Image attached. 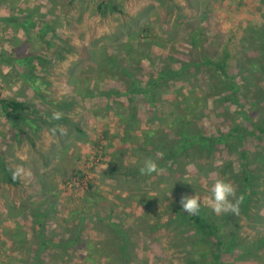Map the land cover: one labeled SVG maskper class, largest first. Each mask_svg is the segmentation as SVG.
Wrapping results in <instances>:
<instances>
[{
    "label": "rangeland",
    "instance_id": "1",
    "mask_svg": "<svg viewBox=\"0 0 264 264\" xmlns=\"http://www.w3.org/2000/svg\"><path fill=\"white\" fill-rule=\"evenodd\" d=\"M101 1L0 0V95L37 112L27 115L37 129L17 133L0 110L3 164L31 172L17 184L0 176V264H189V239L166 213L184 195L205 196L217 177L237 195L243 184L239 147L207 138L242 126L251 178L264 174L255 127L264 126V0H113L116 12ZM194 30L209 56L231 54L228 71L246 98L240 114L231 91L196 63ZM120 52L119 66L100 68ZM24 56L42 62L14 60ZM188 129L200 145L158 155ZM147 158L158 171L135 173ZM263 190L238 215L202 205L236 239L224 264H264ZM240 241L255 245L244 254Z\"/></svg>",
    "mask_w": 264,
    "mask_h": 264
},
{
    "label": "trees",
    "instance_id": "2",
    "mask_svg": "<svg viewBox=\"0 0 264 264\" xmlns=\"http://www.w3.org/2000/svg\"><path fill=\"white\" fill-rule=\"evenodd\" d=\"M99 8L101 10H110L115 11L117 10L116 5L113 3V0H102L100 2ZM109 8V9H108ZM24 28H26V25L21 23ZM193 46L195 47V56L197 57L196 63H198L199 66H204L210 71L212 74V86L217 87L221 84L220 88H224L223 90L231 91L233 100L232 103L236 104L237 107H239L236 112L240 114V106L243 104L244 101H246V98H243V96L239 95V86L236 84L234 76L231 74V72L228 71V65L231 54L227 49L223 51L222 54H219L217 56H209L208 53L204 49H202L201 42L199 41V33H196L194 30L191 33ZM2 57V55H0ZM122 54L121 52L118 54H109L104 55V59L100 62V68L106 69L107 66H119L121 64L122 60ZM16 62H19L20 64H26L27 61H37L39 64H41L42 60L37 57H17L14 59ZM195 61L192 62L193 65H196ZM34 67V65L32 66ZM186 67V66H185ZM27 69V68H26ZM162 69H159V74H162ZM177 73H181L182 70L176 71ZM157 73V76L159 75ZM167 73V72H166ZM131 77V76H130ZM245 76H243L244 78ZM246 78V77H245ZM244 78V80H246ZM248 78V77H247ZM33 80L36 82L39 77L34 76L32 73H30L28 76H26V80ZM132 79V78H131ZM241 80L243 81L242 77ZM249 87L248 81L244 82ZM133 88L136 90H145L146 88H140L139 84L136 82V80L133 79L132 82ZM192 92V90H190ZM188 96L187 98H189ZM186 98V99H187ZM190 99V98H189ZM189 99L186 101L189 102ZM229 100H232L231 98ZM0 110L4 116V118L7 120V122L11 123L12 126L16 130L17 133L22 132L23 126H29L33 129H37L36 123H34V120L36 121V118H30L27 115L30 113H37L34 108L31 106L30 103L21 100H18L13 97H5L0 95ZM184 110V109H183ZM185 111V110H184ZM39 114V113H38ZM37 115V114H36ZM189 124V123H188ZM256 129L262 134H264V126H255ZM185 134L182 137H180V141L178 144V148L174 149L173 147L167 148V150L162 153V158H171L176 156L177 151L183 150L186 147H183L181 142H185V145L190 144H201L200 142V135L199 133H191ZM243 127L242 126H232L230 131H227L224 134H219L217 136H213L212 138H207L210 143H223L226 144L228 147L231 148V140H233V143L236 144L238 149L234 150L238 154V158L240 159V166H241V174L237 175L236 177L238 179L243 180V184L240 185V190L238 193V196L242 197L241 201V207L243 209H247V204L251 199V196L253 193H256L258 190V186H263L262 183H264V174L258 173L255 177L251 178L249 168V156L247 155L244 146L242 144L243 140L245 139L246 135H243ZM185 140V141H184ZM98 149H102V145H100V142L98 143ZM156 152L160 154L159 149H155ZM264 155V154H263ZM260 155H258L257 158H259ZM264 156L260 158L263 160ZM256 168V167H254ZM140 169V167H139ZM137 168L135 170V173L140 172ZM0 176L3 180L9 183L17 184L20 180L13 181L12 180V171L3 164L2 156L0 155ZM71 177L76 178L80 181H84L85 174L83 172L76 170L73 171ZM70 178V177H68ZM240 184V183H239ZM244 185V186H242ZM87 187L88 190H90L93 185L91 181L87 180ZM264 192V190L262 191ZM172 211L169 213H166L167 215V221H173V219L169 218V215L172 214L175 216V219H178L177 222H180L178 226L180 229L182 228L181 235L186 238L188 237V244H189V264H224L223 256L226 254V249L232 248V246H236L235 244L230 243L232 241V238L229 239L230 233L228 232V229L222 231V223H218L217 220L212 217V214H206V210L204 207H201L200 215L198 216H188L187 213L181 211L180 204L171 206ZM173 212V213H172ZM212 217V218H211ZM225 228V227H224ZM189 233V234H188ZM185 234V235H184ZM187 234V235H186ZM236 240V239H235ZM232 241V242H235ZM229 242V243H227ZM242 242V241H240ZM255 243L246 241L245 243L242 242L241 249L244 254H248L253 248Z\"/></svg>",
    "mask_w": 264,
    "mask_h": 264
},
{
    "label": "clouds",
    "instance_id": "3",
    "mask_svg": "<svg viewBox=\"0 0 264 264\" xmlns=\"http://www.w3.org/2000/svg\"><path fill=\"white\" fill-rule=\"evenodd\" d=\"M53 120H60L61 113L54 112ZM57 128H53L52 134L55 135ZM61 134H64L63 129H59ZM162 157V153L158 154ZM142 175L152 174L158 171V165L155 160L147 158L143 161V166L139 169ZM31 175L30 171H26L23 166H17L12 170V180L16 181L24 179ZM242 197L237 195L236 187L229 181L217 177L215 181L207 186V194L203 197L193 194L191 196L184 195L181 197L179 204L181 211L187 213L188 216H198L201 212L202 205H206L216 215L221 214H239V206Z\"/></svg>",
    "mask_w": 264,
    "mask_h": 264
}]
</instances>
